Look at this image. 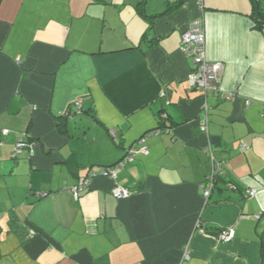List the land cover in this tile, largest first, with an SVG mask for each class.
<instances>
[{
    "label": "crops",
    "instance_id": "obj_1",
    "mask_svg": "<svg viewBox=\"0 0 264 264\" xmlns=\"http://www.w3.org/2000/svg\"><path fill=\"white\" fill-rule=\"evenodd\" d=\"M166 6L0 0V264H177L185 248L182 264H264V35L249 0H203L202 13L195 0L162 14ZM195 19L206 59L223 66L207 135L179 49ZM76 101L84 111L59 126ZM23 134L33 154L12 160ZM142 146L148 154L114 180L97 176L72 198L79 178ZM209 146L223 172L205 200ZM114 187L130 196L115 199ZM225 229L229 243L217 239Z\"/></svg>",
    "mask_w": 264,
    "mask_h": 264
},
{
    "label": "built area",
    "instance_id": "obj_2",
    "mask_svg": "<svg viewBox=\"0 0 264 264\" xmlns=\"http://www.w3.org/2000/svg\"><path fill=\"white\" fill-rule=\"evenodd\" d=\"M172 1V0H171ZM199 11L203 12V0H195ZM180 51L188 58L191 59L192 69L187 77V82L190 88L199 89L202 91V110L205 115V119L199 123V132L203 135H207V114L209 111V105L207 99L211 95H218L221 73L223 66L219 62H209L206 59V49H205V32L203 28V22L201 19L192 20L187 29L181 35L180 40ZM224 100L232 101L235 98L234 93L223 94L221 96ZM250 102L246 101L245 106H249ZM264 108V106H263ZM72 111L79 113L82 111V102L76 101L71 105ZM7 132L3 131L2 134L6 135ZM108 135L112 140H116L117 130L111 129L108 131ZM245 149L244 145L240 146V151ZM28 150L30 155L33 154L32 142L27 140L26 135L23 134L18 141L14 144L12 152L10 153V159L14 160L23 151ZM146 147L142 146L139 148H129L126 150L125 156L116 164L104 167L97 172L89 171L87 175L79 178L77 183L68 188V192L71 194L74 200H78L81 193L86 190L92 180L97 176H102L114 180L117 176V171L124 165L125 162L133 161L138 155H147ZM208 156L211 160V170L206 176L205 180L199 184V190L201 195L205 200H208L210 194L223 172L222 163L216 161L211 152L210 146L208 150ZM111 194L115 199H126L130 196V191L123 187H114L111 189ZM256 195V190L251 188L247 191L248 199L253 198ZM257 219L259 216L256 217ZM30 236L35 234L34 230L29 231ZM234 236V232L231 229L221 230L217 234V239L223 243H229ZM189 250L185 248L182 252L181 258L177 264H182V262L189 260Z\"/></svg>",
    "mask_w": 264,
    "mask_h": 264
},
{
    "label": "trees",
    "instance_id": "obj_3",
    "mask_svg": "<svg viewBox=\"0 0 264 264\" xmlns=\"http://www.w3.org/2000/svg\"><path fill=\"white\" fill-rule=\"evenodd\" d=\"M187 1L188 0H172V1L167 0L166 10L162 14L176 12L177 10L182 8L186 4ZM249 1L252 4V9H253L250 17L253 21L254 27L264 35V6H262L258 0H249ZM140 5H143V4L141 3ZM138 10L142 13V8L140 6ZM70 109H71V106L68 108L67 112L64 115H61L58 117V121L61 122V123H58L59 126H63L64 121L67 120V118L77 115L76 112ZM82 111H84L83 108H82ZM261 256L264 259V241L262 242V245H261Z\"/></svg>",
    "mask_w": 264,
    "mask_h": 264
}]
</instances>
